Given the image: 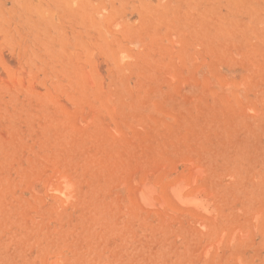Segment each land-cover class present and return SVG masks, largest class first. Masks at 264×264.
Masks as SVG:
<instances>
[{"label": "rangeland", "instance_id": "374dc122", "mask_svg": "<svg viewBox=\"0 0 264 264\" xmlns=\"http://www.w3.org/2000/svg\"><path fill=\"white\" fill-rule=\"evenodd\" d=\"M0 264H264V0H0Z\"/></svg>", "mask_w": 264, "mask_h": 264}, {"label": "bare ground", "instance_id": "6f19581e", "mask_svg": "<svg viewBox=\"0 0 264 264\" xmlns=\"http://www.w3.org/2000/svg\"><path fill=\"white\" fill-rule=\"evenodd\" d=\"M176 197L180 199V197H181V193H180V191H177V192H176Z\"/></svg>", "mask_w": 264, "mask_h": 264}]
</instances>
